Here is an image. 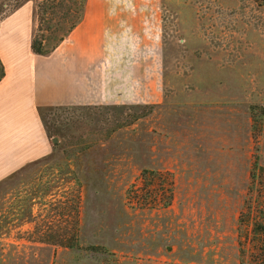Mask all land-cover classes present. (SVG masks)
Returning a JSON list of instances; mask_svg holds the SVG:
<instances>
[{"label": "rangeland", "instance_id": "obj_1", "mask_svg": "<svg viewBox=\"0 0 264 264\" xmlns=\"http://www.w3.org/2000/svg\"><path fill=\"white\" fill-rule=\"evenodd\" d=\"M23 1L10 14L35 29ZM98 1L116 101L40 109L48 151L0 181V264H241L239 213L264 196V7ZM143 169L171 174L169 207L135 204Z\"/></svg>", "mask_w": 264, "mask_h": 264}, {"label": "crops", "instance_id": "obj_2", "mask_svg": "<svg viewBox=\"0 0 264 264\" xmlns=\"http://www.w3.org/2000/svg\"><path fill=\"white\" fill-rule=\"evenodd\" d=\"M100 5L91 0L82 21L49 56L30 49L34 15L28 9L0 20V181L48 151L40 109L116 101L104 64L112 18L100 13Z\"/></svg>", "mask_w": 264, "mask_h": 264}, {"label": "trees", "instance_id": "obj_3", "mask_svg": "<svg viewBox=\"0 0 264 264\" xmlns=\"http://www.w3.org/2000/svg\"><path fill=\"white\" fill-rule=\"evenodd\" d=\"M241 1L264 7V0ZM9 2V5L0 3V20L24 4L23 0ZM85 4L86 0H38L34 8L38 25L31 35V51L38 56H49L82 21ZM4 76L5 67L0 59V81ZM260 170L264 172V169ZM140 179L142 185L133 192V200L139 209H154L157 205L167 208L171 205L173 183L170 173L143 169ZM250 179V187H253L256 183L255 166ZM259 184L261 189L264 188V180ZM258 198L260 201L257 203L249 188V194L238 216L237 246L241 264H264V196L258 195Z\"/></svg>", "mask_w": 264, "mask_h": 264}, {"label": "water", "instance_id": "obj_4", "mask_svg": "<svg viewBox=\"0 0 264 264\" xmlns=\"http://www.w3.org/2000/svg\"><path fill=\"white\" fill-rule=\"evenodd\" d=\"M53 143H57V139L55 138V139H53Z\"/></svg>", "mask_w": 264, "mask_h": 264}]
</instances>
